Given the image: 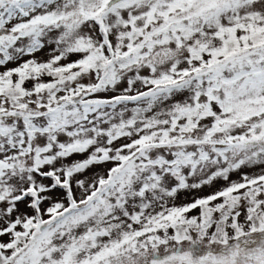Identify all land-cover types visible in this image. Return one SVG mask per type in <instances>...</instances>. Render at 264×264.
<instances>
[{
    "label": "snow or ice",
    "instance_id": "snow-or-ice-1",
    "mask_svg": "<svg viewBox=\"0 0 264 264\" xmlns=\"http://www.w3.org/2000/svg\"><path fill=\"white\" fill-rule=\"evenodd\" d=\"M0 264H264V0H0Z\"/></svg>",
    "mask_w": 264,
    "mask_h": 264
}]
</instances>
